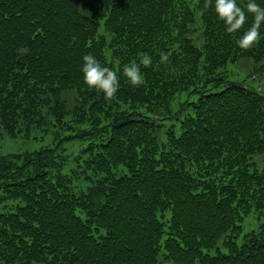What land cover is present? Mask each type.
I'll list each match as a JSON object with an SVG mask.
<instances>
[{"label":"trees","instance_id":"16d2710c","mask_svg":"<svg viewBox=\"0 0 264 264\" xmlns=\"http://www.w3.org/2000/svg\"><path fill=\"white\" fill-rule=\"evenodd\" d=\"M236 2L247 19L230 34L215 0H0V138L52 134L0 155V264H264V219L244 229L264 213V91L249 82L264 22L240 48L254 16ZM141 54L134 87L123 68ZM85 55L117 73L113 99L85 83ZM244 60L250 80H230ZM183 92L199 95L174 112ZM70 140L88 143L70 158Z\"/></svg>","mask_w":264,"mask_h":264},{"label":"clouds","instance_id":"9594fccd","mask_svg":"<svg viewBox=\"0 0 264 264\" xmlns=\"http://www.w3.org/2000/svg\"><path fill=\"white\" fill-rule=\"evenodd\" d=\"M211 0H206L205 7L210 6ZM247 12L253 14L254 23L252 27L244 33L243 37L237 41L238 46L244 50L251 49L259 43V28L264 22V8L255 3V0H248L246 5ZM215 11L219 18L225 22L228 33H235L243 27L247 16L245 10L238 6L236 0H215ZM21 53H27L29 49H19ZM161 62L166 63L169 59L166 53H160ZM84 64L82 71L85 83L98 92H102L105 99L111 100L119 90V77L117 73L108 67H102L100 62L93 55L83 57ZM151 58L141 54L140 64L133 62L123 68V74L128 78L130 84L139 87L145 84L144 77L140 72V65L151 66Z\"/></svg>","mask_w":264,"mask_h":264},{"label":"rangeland","instance_id":"374dc122","mask_svg":"<svg viewBox=\"0 0 264 264\" xmlns=\"http://www.w3.org/2000/svg\"><path fill=\"white\" fill-rule=\"evenodd\" d=\"M249 68H250V62L247 60H244L234 65H230L228 67L229 79L236 82H241L242 80H250V78H247ZM249 82H251L254 87L264 91V76L262 78L256 79L255 81H249ZM221 88L222 87L212 88V90L213 91L221 90ZM198 95L199 94L194 95V94H188L187 92H183L173 102L172 110L174 112L178 111L182 106V102L186 100L194 101L196 100ZM64 97L67 100L69 107L75 104L77 98L75 92L70 91L68 93H65ZM189 112H190L189 108H186L184 110V113H189ZM171 122L172 121H169L168 123ZM51 135L52 134L50 132L45 133L41 129H33L29 138H27L22 134L13 138L5 134L0 138V155L6 153L21 152L25 150H32L46 145H51L52 144ZM87 143L88 141H83V140L68 141L67 145L69 146V148L67 149V153L69 154L70 158H73L77 153L78 149L82 148L83 146H86ZM256 160L259 162L261 167H264V154L257 157ZM71 167H73V164L66 166L64 171L67 172ZM86 185L87 184L85 182L75 183V187H76L75 190L85 188ZM263 219H264V213L263 215H259L258 213H253L251 216H249L246 219L244 223L245 232H247L248 230L258 229L261 222H263Z\"/></svg>","mask_w":264,"mask_h":264}]
</instances>
